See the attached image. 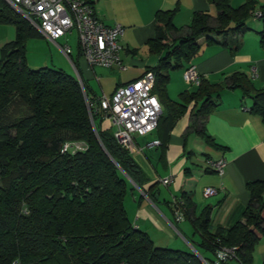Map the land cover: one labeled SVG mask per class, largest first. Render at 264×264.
Wrapping results in <instances>:
<instances>
[{
	"label": "trees",
	"instance_id": "obj_1",
	"mask_svg": "<svg viewBox=\"0 0 264 264\" xmlns=\"http://www.w3.org/2000/svg\"><path fill=\"white\" fill-rule=\"evenodd\" d=\"M208 2L216 17L195 13L183 29L173 25L176 11L155 17V36L147 47L158 62L146 73L155 76L153 95L162 112L155 132L164 138L191 105L192 125L204 123L224 91L238 90L251 100L250 115L264 124V89H254L243 74L232 75L223 85L200 79L196 92L180 95L178 102L167 97L169 74L188 69L200 39L233 53L257 13L252 1L237 9L231 7L232 0ZM2 5L0 26L14 28L15 38L0 49V264H203L195 253L156 247L133 227L124 200L136 189L144 193L146 178L130 153L115 144L112 131L102 130V114L87 109L77 78L61 70L28 67L26 46L42 36ZM261 15L258 20L264 24ZM258 36L264 47V29ZM65 144H81L84 151L62 155ZM246 189L250 202L242 221L214 233L209 208L192 217L191 201L180 200L201 248L212 255L206 261L213 262L221 248H236L233 261L253 264L254 247L264 237V182L249 183ZM147 197L154 203V195Z\"/></svg>",
	"mask_w": 264,
	"mask_h": 264
},
{
	"label": "crops",
	"instance_id": "obj_2",
	"mask_svg": "<svg viewBox=\"0 0 264 264\" xmlns=\"http://www.w3.org/2000/svg\"><path fill=\"white\" fill-rule=\"evenodd\" d=\"M83 1L91 5L103 26H120L124 30L119 46L120 58L126 71L88 67L79 56L77 40L74 52L68 46L67 38L73 32L55 44L43 37L33 40L32 43L29 42V49L39 55V50L51 48L54 52L50 53L51 62L54 63V57L62 60L65 68L60 67L64 73L70 72L72 67L77 79L83 82L86 97L95 101L111 97L117 88L137 81L157 65L158 58L150 54L147 42L155 36V17L158 12L176 11L173 19L176 29L188 27L195 13L216 17V10L208 0ZM247 1L255 3V11L264 15L260 10L264 6V0H232L231 7L237 9ZM2 4L3 0H0V9ZM249 20H252L247 26L249 31L237 39L240 41L239 50L234 49L232 53L229 48L217 44L206 45V40L200 39L197 42L199 52L187 68H194L200 78L210 85H223L232 75L243 74L254 89L263 90L264 47L260 45L258 34L263 31L264 24L254 18ZM14 38V28L0 26V49ZM235 39L233 37L231 41ZM215 41L218 42V39ZM63 47L70 49L69 59L60 52L59 48ZM42 61L40 62L43 63ZM32 63L27 57L30 69L47 67H37ZM184 71L181 70L178 75L169 74L166 91L172 102H178L180 95L184 93L193 94L197 90L184 82ZM251 106V100L243 99L240 91H224L218 108L204 123L192 125L191 105L167 137L164 138L161 132L159 135L154 132L147 137L134 139L135 149L130 155L147 182L143 185L145 194L138 189L132 193L126 212L133 227L146 233L156 247H171L184 252L192 249L201 260L210 256V253L201 248V238L194 232L189 217H184L181 210L183 219H176L174 203L182 201L184 197L193 205L190 212L192 217H198L206 208L210 209V232L230 229L242 221L250 202L247 184L264 182V124L258 117L250 115ZM101 128L103 131L110 130L109 123L102 121ZM199 132L209 137L217 148L208 146ZM156 141L161 145L147 147ZM216 161L225 163L221 176L207 172L204 168L206 162ZM170 177H173L172 183L164 187L161 181ZM205 189H214L217 194L205 199ZM148 194L155 196L154 203L148 199ZM263 262L264 237H261L254 247L253 264Z\"/></svg>",
	"mask_w": 264,
	"mask_h": 264
},
{
	"label": "built area",
	"instance_id": "obj_3",
	"mask_svg": "<svg viewBox=\"0 0 264 264\" xmlns=\"http://www.w3.org/2000/svg\"><path fill=\"white\" fill-rule=\"evenodd\" d=\"M3 2L52 44L76 32L81 59L88 67L126 71L120 58L119 46L124 30L120 26L114 28L103 26L83 0H3ZM261 17V13L254 15V19L257 20ZM59 50L64 57L70 58L71 52L68 47L59 48ZM253 74L255 77V70ZM200 79L194 68L184 71L183 80L187 85L197 88L200 85ZM154 84L155 76L148 72L137 81L117 88L111 97H102L97 100V107L91 102L92 100L84 98L87 109L95 114H102L104 120L109 123L115 144L124 151L131 153L135 149L136 137H147L157 128L162 112L157 97L153 95ZM79 85L85 95L81 81ZM159 145L156 141L147 147ZM83 151L84 146L81 144H65L61 154ZM204 168L207 172L221 176L225 163L223 161L206 162ZM172 181L173 177H170L162 180L161 184L168 187ZM216 194L214 189L203 191L205 199L214 197ZM181 207V201L174 203L178 221L183 219ZM235 251L236 248H221L216 251L213 262L202 259V263L225 264L235 259Z\"/></svg>",
	"mask_w": 264,
	"mask_h": 264
},
{
	"label": "rangeland",
	"instance_id": "obj_4",
	"mask_svg": "<svg viewBox=\"0 0 264 264\" xmlns=\"http://www.w3.org/2000/svg\"><path fill=\"white\" fill-rule=\"evenodd\" d=\"M251 21L252 20H249L247 22V26L249 25V23H251ZM67 39H68V46L74 52L76 50V40H77V38H76V32H73L70 36H68ZM50 53L51 54L54 53L51 50V48H49V50L41 49V50H39V55H36L37 53L34 50H32L31 48L29 49V42H28V44L26 46V57H29L30 58V61L33 62L32 64H35V66H37V67H39V66H47L46 68L51 69V70H62L61 67H60V66H63L64 67V64H63L62 60H60L59 58L57 59V58L54 57V63H52L51 62V59H50ZM37 56H39V57H37ZM62 59H64V58L62 57ZM40 61H42L43 63H41ZM64 61H66V59ZM39 64H42V65H39ZM41 68H44V67H39V68H36V69H31V70H37V69H41ZM68 73H66V74L69 75V76L71 75L74 78H77L76 77V74L74 73V71L72 69V67H71V71L70 72L68 71ZM178 73L181 74L180 71L171 72L170 74H172V75L173 74H177L178 75ZM130 203H131V200H130V194H129L125 198V200H124V208H125L126 211L128 210V206H129ZM162 248H168V249H173L174 250V248H171V247H162ZM188 250H189V252L194 253V252H192L193 251L192 249H188ZM210 256H212V255H210ZM210 256L207 255L206 258L207 259H211ZM229 264H236V262L235 261L234 262H230Z\"/></svg>",
	"mask_w": 264,
	"mask_h": 264
}]
</instances>
